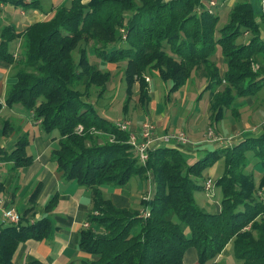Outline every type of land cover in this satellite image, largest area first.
Returning a JSON list of instances; mask_svg holds the SVG:
<instances>
[{
    "label": "trees",
    "instance_id": "trees-1",
    "mask_svg": "<svg viewBox=\"0 0 264 264\" xmlns=\"http://www.w3.org/2000/svg\"><path fill=\"white\" fill-rule=\"evenodd\" d=\"M227 1L209 3L217 6L213 10L202 0H69L49 19L23 29L14 24L3 27L0 60L15 62L9 44L23 36V64L33 70L20 68L9 78L4 104L20 102L47 132L58 129L59 146L52 156L58 170L64 179H75L91 189L89 225L79 232V247L92 259L83 264H183L189 247L197 249L199 264H218L217 256L231 241L237 264H264V221L259 218L264 214V200L258 194V190L264 191V124L259 133L244 136L233 145L207 150L192 163L170 144L149 149L146 162L141 163L128 142L129 132L107 119L87 99L100 72L89 62L86 34L93 32L95 36L94 26L112 30L123 23L124 39L120 36L107 46H92V53L103 62L128 60L138 69L144 62H152L160 72H166H161V77L172 82V89H178L193 68L206 77L210 58L220 50L226 65L224 75L236 86V96L254 95L264 86V76L255 80L246 66L247 59L264 52V37L255 21L253 5L247 0L237 1L229 12V22L218 27L219 7ZM0 3L24 10L42 7L40 0ZM248 32L251 36L246 42H236ZM79 40L85 43L74 60L72 51ZM217 70L216 66L212 75ZM129 71L125 81L131 77V68ZM125 92L128 98V85ZM141 97L146 98L144 87L139 90ZM231 101L226 97L214 107L215 118ZM2 106L0 101V110ZM78 125L83 128L82 134L75 131ZM91 128L115 137V142L85 146L81 140ZM27 143V138L19 137L15 148L3 152L2 158L16 166L28 165L33 157L26 153ZM221 157L226 167L215 183L222 193L220 208L208 211L195 204L194 193L205 190L203 170ZM257 166L262 170L258 175ZM148 172L153 190L136 207H116L103 196V186L123 185L135 175L147 179ZM37 195L38 188L31 193L30 201L34 202ZM56 198L55 193L46 207ZM145 208L147 216L141 214ZM22 217L16 225L0 226V264H15L12 256L19 242L42 239L50 232L48 217L33 222H22Z\"/></svg>",
    "mask_w": 264,
    "mask_h": 264
},
{
    "label": "rangeland",
    "instance_id": "rangeland-1",
    "mask_svg": "<svg viewBox=\"0 0 264 264\" xmlns=\"http://www.w3.org/2000/svg\"><path fill=\"white\" fill-rule=\"evenodd\" d=\"M81 1L82 3H86L89 0ZM210 1L202 0L206 6L215 10L217 6L209 5ZM212 1L219 3V0ZM237 1L240 0H229L219 7L218 27L229 22V12ZM247 1H250L253 5L254 12H256L255 21L259 24L261 36L264 37V0ZM40 3L42 7L37 10L41 14L43 12L47 13L42 19L44 20L52 17L55 10L60 5L68 4L69 0H40ZM28 10L0 3V33L5 25L14 24L19 29H23L26 25L30 24L33 18H27L26 11ZM93 29L96 35L94 36L93 32L92 34L87 33L85 46L87 48L89 62L99 68L100 75H95L96 79H94V83L90 86L91 88L87 99L94 102V105L107 119L118 124L129 122L130 128L138 130L142 122L148 121L147 116L150 120L152 117V124L155 126L158 135L178 133L181 131L185 132L189 137L190 144H198V148L196 149L197 154L195 156L183 153L188 163H192L202 157L205 152L204 150L212 149L213 146L209 143L233 145L236 140L244 136L259 133L264 124V86L254 95L247 97L236 96V86L231 85L224 75L226 65L220 50L208 62L207 71L209 76L203 77L199 70L193 68L186 82L180 88L172 89V82L165 77L162 78V71L160 72L152 62H144V66L138 69L139 67L135 66L131 61L123 60L107 63L96 56V53H92V46L95 47V44H105L104 46H107L111 40L120 36L124 39V23L115 25L112 30L102 29L98 26H94ZM250 36V32L244 33L236 39V42H246ZM12 42L9 44V49L11 51L15 49L14 54L16 53V55L15 62L12 64L10 70V75L14 74L20 68L25 69L26 72H33L31 67H25L23 64L24 37L16 38ZM83 43L85 42L79 40L73 49L72 55L74 60H77L79 49ZM263 53H256L247 59L248 64L246 66L255 74V80L264 76ZM214 66H217L218 70L215 75H212L214 73ZM130 68L132 74H129V76L131 77L128 81H125L126 76L130 72ZM3 73L4 71L0 69V78L4 75ZM162 73L166 72L164 71ZM127 85L130 91L128 98L125 92ZM0 86H2L1 83ZM143 87L146 98H139V90ZM83 88L80 87L82 90ZM226 97L232 98L231 103L224 106L223 112H220L222 114L218 118H215L216 111L214 107L218 106ZM154 116H156L155 119L153 118ZM34 120L36 119L33 117V114L30 111H26L20 102L14 103L11 106H2L0 110V136H3V128L5 129L4 133L10 132L12 136H15V139L16 136L22 139L29 132V135L25 137L28 140L25 147L28 155L35 153L33 140L40 136L42 138L47 136L53 138L55 136L56 138H53L55 141L54 147L57 148L59 139L58 129L47 132L41 123H35ZM158 123L161 125H158ZM82 130L83 128L80 125L75 128L78 134H82ZM209 130H213L216 136L221 138L218 143L217 141H212L211 137H208ZM115 140V137L110 136L106 132L91 128L88 136L86 138L84 137L81 142L85 146H90L93 144H104L106 142L112 143ZM225 167L226 161L221 157L215 160L212 166L203 170L201 179L209 178L212 184L209 190L205 189L194 193V201L199 208L215 211L216 205L220 204L222 193L219 188L215 187V183L223 175ZM256 170V175L262 171L258 166ZM147 175L150 179L148 177L147 179H141L138 175H135L129 181L131 188L133 187V192L136 191V183L140 182L141 191L145 192L141 194V198L147 194L150 195L153 190L150 173L148 172ZM257 178L258 176L255 177V179ZM107 193L109 191L105 187L106 196ZM258 194L264 200V191L261 192L258 190ZM141 198H139V201ZM133 201H136V198H132ZM95 214L98 215V213ZM262 217L264 221V214L259 218L262 219ZM256 233L255 231L254 235ZM229 243L227 245L228 247L226 246L225 248L226 252H229L230 255L217 257L216 261L218 264H237L233 255L232 241ZM206 264H210V261H207Z\"/></svg>",
    "mask_w": 264,
    "mask_h": 264
},
{
    "label": "crops",
    "instance_id": "crops-1",
    "mask_svg": "<svg viewBox=\"0 0 264 264\" xmlns=\"http://www.w3.org/2000/svg\"><path fill=\"white\" fill-rule=\"evenodd\" d=\"M26 12L27 18H33L31 23L41 21L47 14L44 12L41 14L37 9H30ZM14 51L15 49H13V53ZM15 55L16 53L14 58ZM12 64L0 60V69L4 71V75L0 78L2 85L0 86V101L3 106H6L4 98L7 83L13 75H10ZM30 113L32 114V112ZM146 118L153 122L152 117L151 120L147 116ZM153 118L155 119L156 116ZM34 122L40 123L39 120H34ZM158 125L161 124L158 123ZM27 133L28 136L29 132ZM26 135L24 137H27ZM14 137L10 132L0 136V226L10 223L5 218L4 211L14 208L20 216H23L22 222H33L43 216L48 217L51 222V229L48 235L42 239L29 238L19 242L12 256L13 262L15 264L32 261H37L40 264H83L86 260L90 261L92 257L79 247V232L87 227L84 225L85 223L88 224L87 216L92 207L91 189L80 185L75 179H64L62 171L58 170L56 162L52 159L54 150L58 148L54 147L53 138H56L55 136L53 138L40 136L33 140L35 153L30 154L33 159L28 165L16 166L13 161L4 160L2 153L12 151L19 139L17 136V140ZM189 142L185 144L174 142L170 145L177 147L182 153L195 156L198 144L192 142L195 143L193 145ZM209 144L213 146L212 148L226 146L216 143ZM49 149H51V153ZM140 178L142 179V177ZM129 181L123 185L103 186V196L109 198L116 207H136L139 204L141 194L145 192L141 191L140 182L136 183V191L133 192V187L131 188ZM105 187L109 191L107 196L105 195ZM36 188H38V195L35 201L31 202V193ZM55 193L57 194L56 200L47 208V203ZM132 198H136V201L132 202ZM219 208V204L216 205L215 211H218ZM229 255V252H226V248H224L217 257ZM183 264H199L196 248L189 247L185 251Z\"/></svg>",
    "mask_w": 264,
    "mask_h": 264
},
{
    "label": "built area",
    "instance_id": "built-area-1",
    "mask_svg": "<svg viewBox=\"0 0 264 264\" xmlns=\"http://www.w3.org/2000/svg\"><path fill=\"white\" fill-rule=\"evenodd\" d=\"M210 4L213 5L214 2L210 1ZM120 129L127 130L129 132V138L128 142L131 144L133 151L136 155V157L139 159L141 163H145L148 157V151L151 148H154L160 144H170V143H182L185 144L189 140L187 134L183 131L178 133H172V134H164V135H158L156 133L155 126L150 121H144L140 128L132 129L130 128V123H116ZM208 137H211L212 141H220V137L216 136L213 130H209ZM211 180L209 178L205 181V189H210L211 187ZM149 194L147 196H144L143 199H148ZM141 214L143 216H147L148 208H145L141 211ZM5 218L11 223V224H18L19 222V213L14 208H9L4 211ZM86 226H88L87 223H85Z\"/></svg>",
    "mask_w": 264,
    "mask_h": 264
}]
</instances>
